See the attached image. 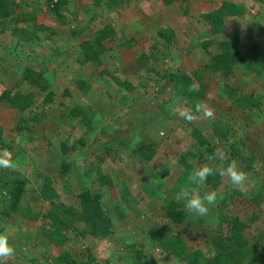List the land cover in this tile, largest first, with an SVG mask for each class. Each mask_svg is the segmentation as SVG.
Returning a JSON list of instances; mask_svg holds the SVG:
<instances>
[{"label": "rangeland", "instance_id": "rangeland-1", "mask_svg": "<svg viewBox=\"0 0 264 264\" xmlns=\"http://www.w3.org/2000/svg\"><path fill=\"white\" fill-rule=\"evenodd\" d=\"M224 1L247 11L241 17H227L226 33L215 35L202 16ZM15 2L18 14L39 9L36 21L43 28L35 31L33 22L16 24L12 20L7 28L0 26V95L6 89L14 95L32 93L35 116L28 129H20L21 112L0 101L3 141L10 146L5 149L0 142V153L7 151L12 161L11 167H0V228L8 230L16 247L7 264H61L56 258L60 248L43 236L42 229L51 225L47 213L54 208L43 197L47 183L57 192L54 201L76 208L82 188L88 187L101 196L112 220V233L105 239L84 236L80 224L78 229H70L67 243L74 256L92 264H134L140 255L148 264H180L151 241L148 231L165 221L161 210L165 197L159 186L163 191L172 190L175 199L187 179L190 182L191 174L180 160L193 144V127L214 146L216 154L211 159L205 156L203 162L190 157L187 163L194 169L208 166L217 172L234 164L246 180L233 186L228 177L214 174L217 185L203 182L201 190L202 195L217 193L209 215L172 224L170 233L182 236L188 251L201 250L211 257L217 239L227 244L238 218L244 241L264 245V197L256 205L250 191L264 180V104L258 114L233 109L236 105L221 98L228 92L220 87L227 84L238 91L235 97L249 95L264 103V76L255 74L245 61L226 79L205 74L204 103L213 114H201L192 121L179 115L178 109H188L187 100L176 97L175 87L163 77L171 67L183 75L206 69L213 56L221 53L219 43L233 33L239 38L236 53L253 60V46L264 50V0H188L187 5L182 1L167 5L163 0H128L112 12L95 5V0H68L59 13L57 8L45 12L30 0ZM92 17L95 19L89 21ZM105 24L113 26L122 45L108 40L103 64L81 65V45L92 41ZM14 28L33 31L36 38L22 41L24 33L14 35ZM161 31L173 33L168 45L159 36ZM142 54L150 57L146 66L140 62ZM28 69L44 74L49 81L47 91L24 80ZM79 109L86 117L84 123L70 114ZM217 122L239 151L232 157L225 139L217 135ZM143 145L156 151L148 161L138 153ZM249 155L255 159L252 168L246 160ZM101 176L102 184L98 181ZM19 177L27 179V191L20 211L8 214V189ZM30 212L36 218L25 216Z\"/></svg>", "mask_w": 264, "mask_h": 264}, {"label": "trees", "instance_id": "trees-1", "mask_svg": "<svg viewBox=\"0 0 264 264\" xmlns=\"http://www.w3.org/2000/svg\"><path fill=\"white\" fill-rule=\"evenodd\" d=\"M68 0H60L57 6V13L60 11V7L65 5ZM95 5H104L107 8L108 12L115 11L122 4H126L128 0H95ZM165 4L170 5L177 1L185 2L188 4V0H163ZM102 3V4H101ZM19 6L15 0H0V26L3 28L8 27V20H12L16 24L20 23H32L35 31H40L43 27L39 25L36 21L38 10H33V13L18 14L16 8ZM39 8V7H37ZM56 9L53 11L55 12ZM247 9L244 6L236 5L233 2L224 1L218 8L202 16V19L209 24L212 32L216 34L223 35L225 31V21L227 17H241L244 16ZM52 12V11H51ZM95 17L90 18L89 21H93ZM108 24V23H107ZM19 32H23L24 36L20 39L25 42H31L36 37L35 33L28 32L22 28H14V35H19ZM95 38L92 41L84 42L81 45V54L78 59V62L81 65L87 63L95 64L100 66L103 64V54L107 52V47L105 42L112 40L117 42L118 46L122 44L118 41L117 31L113 28L112 25H104L102 29H99L95 32ZM264 34V32H263ZM159 36L163 38L164 43L168 45L172 39V32H163L159 33ZM264 36V35H263ZM239 41L238 35L233 33L230 35L229 39L221 41L219 47L221 53L216 54L212 58L211 65L206 69L194 71L190 75H183L178 72H175L173 68H169L165 71L163 77L165 81L172 84L175 87L176 97L185 98L186 105L188 109H191L196 117L202 113H196L195 108L201 102H205L206 92L204 79L205 74H212L221 79H226L230 74L234 73V69L237 64H241L245 61L246 66L251 68L253 72L259 76H264V50H259L257 47L253 46L254 59L251 60L249 56L241 58V56L236 53L235 46ZM148 56L142 54L140 62L146 66L149 63ZM156 73V71H155ZM24 80L30 83L32 86L40 87L43 91H47L49 88V81L44 76L43 73H39L35 70L28 69L25 71ZM195 84L197 86V91H192L191 86ZM223 84V83H222ZM220 85L224 92L221 98L231 101L233 109H241L245 112H251L252 114L261 113L263 107V101L258 97H253L245 95L243 97H235L238 95V91L229 87V85ZM127 88H131L127 86ZM34 100V95L32 93L21 94L17 93L14 95L11 90H4L0 95V101L6 102L9 106L15 110L21 112V121L19 123V128L24 126L28 129V122L31 118L34 120L35 116L32 117L33 112L31 111V106ZM252 100V103L249 101ZM249 107L248 109H246ZM246 109V110H245ZM28 111V112H27ZM73 117H79L82 120V123L85 122L86 117L81 109L71 110ZM20 128V129H21ZM215 128L217 130V135L220 138L225 139L224 146H229L230 156L237 154L239 152L236 149V145L230 140L226 139L227 134L224 131L221 123H215ZM192 138L193 144L189 147L190 151L182 156L180 163H182L186 169L191 174L194 167L189 165L188 159L194 161H202L205 156H213L216 154L214 146L199 132V130L193 127ZM2 128L0 127V142L5 149L10 147L3 141ZM241 143V142H239ZM9 149V148H8ZM237 150V151H236ZM138 153L141 154L142 158L146 161L154 157L156 151L149 147L148 145H143L138 147ZM247 164L250 168L253 167L255 162L254 157L249 155V158L246 157ZM66 165H63V172H66ZM218 177L214 174L210 175L204 184H213L217 185ZM100 184L104 183V177L101 176L98 178ZM188 184L183 185V188H192L191 183L186 181ZM111 183V181H107ZM28 181L26 178H15L11 181V187L8 189L9 204L7 206L6 212L18 213L20 211L22 200L27 191ZM112 184V183H111ZM202 184L200 183L198 187L193 190L197 195H202ZM51 183H47L43 189V197L51 201V205L54 208L50 209L47 213L49 219L51 220V225L43 230V236L48 239V241L53 244L55 247L60 248V254L56 257L57 261L61 264H84L85 262L80 259L78 256H74L72 251L68 249L70 245L68 242L67 232L70 229H78L79 226L81 229L80 233L86 235H92L94 237H99L105 239L112 233L113 223L112 220L104 209L102 204L101 196L98 193H92L88 187H83L81 193L79 194V206L68 207L65 205H59L53 198H58L57 192L51 187ZM162 194L165 199L163 200V205L161 210L163 212L165 221L164 223L157 227H154L148 231L151 241H153L159 248H161L165 253L170 256H174L178 263L180 264H264V245L261 247L251 246L248 241L245 242L241 231L244 229L243 225L238 222V218H235L232 231L233 234L228 238L227 244L223 243L222 239H217V248L211 257L205 255L201 250L188 251L187 244L179 234L170 233L169 227L173 225H180L183 223L191 222L194 220L195 215L189 212L182 201H177L172 198L173 191H163L162 185L159 186ZM181 188V187H180ZM252 201L256 205H260L261 198L264 197V180L260 183L259 181L254 184L251 188ZM167 193V194H166ZM155 194V193H154ZM229 198L228 195L224 196V200ZM1 205V201H0ZM6 207V206H5ZM30 219L36 218L31 212L27 215ZM0 231L2 229L0 228ZM216 241V240H215ZM141 256V255H140ZM140 256L136 258L134 264H148ZM34 259V258H33ZM35 262L37 260L34 259ZM33 261V262H34ZM132 263V260L130 261ZM38 263V262H37ZM41 264V263H38Z\"/></svg>", "mask_w": 264, "mask_h": 264}, {"label": "clouds", "instance_id": "clouds-1", "mask_svg": "<svg viewBox=\"0 0 264 264\" xmlns=\"http://www.w3.org/2000/svg\"><path fill=\"white\" fill-rule=\"evenodd\" d=\"M38 6L40 7V5ZM191 90L197 91V86L193 84ZM178 111L179 115L188 121L195 119V115L191 109H178ZM195 112L202 113L205 117H211L213 114L212 109L207 107L206 103L203 102L196 105ZM211 158L212 157L209 156V159ZM11 166L12 161L7 151L0 153V167L8 168ZM212 174H218L220 177H228L233 186H239L246 180V175L238 171L234 164H230L227 167H220L218 172L216 169H212L208 166L194 169L190 175L192 188L180 189L175 193V199L177 201H182L189 212L201 218L209 215L210 208L214 206L217 201V193L212 192L204 195H197L193 189L198 187L200 183L206 182L208 177ZM15 251L16 247L10 240L8 230L5 229L4 231H0V264H7V258L13 256Z\"/></svg>", "mask_w": 264, "mask_h": 264}, {"label": "built area", "instance_id": "built-area-1", "mask_svg": "<svg viewBox=\"0 0 264 264\" xmlns=\"http://www.w3.org/2000/svg\"><path fill=\"white\" fill-rule=\"evenodd\" d=\"M40 5L43 11L54 10L59 4L60 0H30ZM105 264V263H103ZM108 264V263H106Z\"/></svg>", "mask_w": 264, "mask_h": 264}, {"label": "crops", "instance_id": "crops-1", "mask_svg": "<svg viewBox=\"0 0 264 264\" xmlns=\"http://www.w3.org/2000/svg\"><path fill=\"white\" fill-rule=\"evenodd\" d=\"M75 1H76V0H75ZM87 249H89V248H87ZM87 249H86V250H87ZM89 250H90V249H89ZM87 251H88V250H87ZM96 258H97V257H96ZM92 260H93V259H92ZM82 261L85 262L84 264H92L90 261H88V260H86V259H85V260H82Z\"/></svg>", "mask_w": 264, "mask_h": 264}]
</instances>
